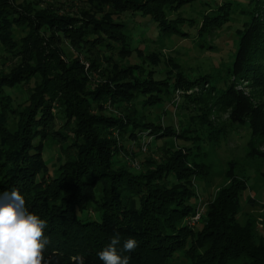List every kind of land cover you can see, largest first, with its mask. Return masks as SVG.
<instances>
[{
    "label": "trees",
    "instance_id": "1",
    "mask_svg": "<svg viewBox=\"0 0 264 264\" xmlns=\"http://www.w3.org/2000/svg\"><path fill=\"white\" fill-rule=\"evenodd\" d=\"M195 1L84 0L89 9L71 17L60 16L54 9L38 11L17 0H0V56L19 60L9 73H0V101H5L0 102V124L18 111L14 132L0 126L1 136L15 146L8 156L9 173L0 174V195L19 189L26 208L47 221L45 235L51 244L45 256L55 253L54 264H78L73 259L77 255L84 257V264H103L97 254L115 235L120 237L117 251L130 257L129 264H176L174 256L184 250L187 238L193 251L187 252L190 264H264V215L258 225L261 233L252 221L239 222L245 186L234 171L226 172L228 185L208 205L206 222L196 232L183 223L195 215L192 200L196 194L190 179L197 174L189 172L185 150L169 148L157 168L146 173L136 174L116 165L115 156L122 147L114 133L134 143L146 133L157 140L175 136L172 128L162 129L159 120H148L149 112L147 116L140 114L139 103L143 110H150L178 90H193L203 83L214 90L208 77L189 79L174 64L175 72L169 69L165 79H157L158 70L146 64L134 43L133 30L122 16L148 19L160 40L189 38L185 26L194 28L202 42L198 49H211L204 36L230 23L229 5L210 7L200 15L199 24L178 12ZM239 14L245 21L235 30L238 47L226 72L230 82L220 88L216 99L228 109L231 125L248 123L252 135H264V106L235 87L242 81L264 90V0H247ZM64 42L76 54L86 53L90 63L87 71L98 72L102 79L95 87H90V74L77 55L65 56L60 48ZM132 52L140 57V65L106 66L112 61L110 55L126 57ZM147 56L150 64H156L158 55ZM21 86H28L30 95L20 111L4 94ZM54 109L64 120L58 129ZM190 132L194 133L182 130L179 138L185 139ZM49 139L61 151L70 141L66 147L74 150L75 157L65 166V175L60 172V179V175L47 178L42 152ZM258 154L264 158V152ZM39 176L40 181H35ZM45 191L50 194L48 199L57 200L52 199L50 206L39 202L45 199ZM89 210L97 218L85 217ZM130 238L137 240L138 247L131 253L123 252V243Z\"/></svg>",
    "mask_w": 264,
    "mask_h": 264
},
{
    "label": "rangeland",
    "instance_id": "2",
    "mask_svg": "<svg viewBox=\"0 0 264 264\" xmlns=\"http://www.w3.org/2000/svg\"><path fill=\"white\" fill-rule=\"evenodd\" d=\"M17 2L29 3L38 11L54 9L60 16H78L80 12L89 9L84 0H17ZM246 4L247 0H197L182 6L178 11L179 14L187 20L195 19L200 24V15L209 12L210 7L219 8L221 5H229L227 12L230 13V23L222 29L204 36L211 47L207 50L198 49L202 46V42L197 38L196 29L194 28L190 29L185 26V32L190 35L189 38L173 36L167 40H160L156 28L148 19L139 16H122V20L133 30L134 43H136V48L141 50L146 64L152 70H158L159 74L155 76L157 79H165V73L169 69L175 72L176 70L172 67L174 64L189 79L202 76L208 77L207 81L214 89L209 90L205 85L206 83H203L201 87L200 85L195 86L193 90H178L173 95L170 94L164 102H161L160 107H153L150 110L149 107L143 110L141 104H138L137 110L140 114L147 116L149 112L148 120L154 122L159 120L161 128H172L175 131V136L157 140L149 138L146 133L141 134L140 138L138 137V140L134 143L126 137L120 138L118 134L114 133L118 146L122 147L120 155L115 156V160L119 163L115 164L118 167L125 166L136 174L146 173L157 168L165 151L169 148L171 150H185L188 157L187 161L190 162H188L189 172L197 173L190 179L193 191L196 194V198L192 200V205L195 207V213L200 212L201 216L194 225L191 224L194 216L185 218L183 223L196 232L206 222L208 205L215 200L217 193L228 185L227 171H234L236 178L241 180L245 186L240 200L239 222L244 224L247 221H252L260 230L258 225L264 215V158L258 154L264 152V135H252L248 123L243 126L231 125L228 120V109L224 105L218 104L216 99V93L221 91L220 88H225L230 82L226 72L231 67L234 54L237 51L238 37L235 30L239 29L241 27L239 25L245 21L239 13L243 5ZM105 11L107 12V10ZM93 13L97 14L98 17L102 16V13L97 9H93ZM60 48L67 57L70 54L77 55L85 72L89 69L90 63L87 60L86 53L76 54L67 42L62 43ZM153 54L158 55V59H154L156 64L149 63L151 57L147 55ZM106 56H109V54H106ZM110 57L112 61L109 65H106L108 68H111L112 64L124 66L141 64L140 57L133 52L126 57L115 53ZM164 62H168V64ZM18 65V59L9 60L0 56V73H9ZM86 65L88 66L86 67ZM89 76L91 88L102 81L98 72H91ZM230 80L232 81L231 78ZM235 87L250 96L255 104L264 106V90H259L254 84L242 81L236 83ZM4 95L10 96L12 107L15 108L19 105V108L16 109L20 110V105L26 102L30 90H28V86H21L20 90H5ZM0 102L5 103L2 100ZM53 106L56 107V105ZM52 112L56 118V129H58L63 124V117L55 109ZM16 115H18V111L15 115L7 116L0 126L5 125L11 132H14L18 120ZM184 129L194 131V133L186 134V140L179 138ZM69 136L71 137L70 134ZM194 136H197L198 140H195ZM8 141L0 134V174L9 173L6 165L10 164L8 156L15 146ZM69 144L70 141H67L66 145ZM66 145H63V148L66 149L61 151V148L55 145L53 139L44 142L42 153L44 164L48 169L47 178H57L60 175V179L62 177L60 172L65 175V166L72 163L75 157L74 150L72 147L71 149L70 147L67 148ZM14 167L17 166L11 168ZM0 181L2 182L1 175ZM35 181H40V176ZM168 181L174 182V179L169 178ZM28 188H30L29 184L27 185ZM50 190L53 192L52 188ZM45 192L46 194L42 197L45 199H40L39 202L50 206L56 198H52L54 201L48 199L50 194L47 195L48 191ZM30 195L31 193H28V197ZM249 199L253 200L252 203H249ZM85 217L97 218L93 210H89ZM258 232L261 233V230ZM190 245L191 239L187 238L184 250L175 254L174 263L190 264L187 258V252H193Z\"/></svg>",
    "mask_w": 264,
    "mask_h": 264
},
{
    "label": "clouds",
    "instance_id": "3",
    "mask_svg": "<svg viewBox=\"0 0 264 264\" xmlns=\"http://www.w3.org/2000/svg\"><path fill=\"white\" fill-rule=\"evenodd\" d=\"M25 198L17 188L0 195V264H54L55 253L45 256L51 240L45 235L47 221L30 212L25 206ZM119 235L97 255L103 264H129L130 257L117 251ZM138 247L135 239H127L122 251L131 253ZM84 264V257L73 258Z\"/></svg>",
    "mask_w": 264,
    "mask_h": 264
},
{
    "label": "built area",
    "instance_id": "4",
    "mask_svg": "<svg viewBox=\"0 0 264 264\" xmlns=\"http://www.w3.org/2000/svg\"><path fill=\"white\" fill-rule=\"evenodd\" d=\"M87 66L88 65H86V67ZM200 216H201V213L200 212L195 213L194 218H192V220H191V224L194 225L196 222H198L199 219H200Z\"/></svg>",
    "mask_w": 264,
    "mask_h": 264
}]
</instances>
